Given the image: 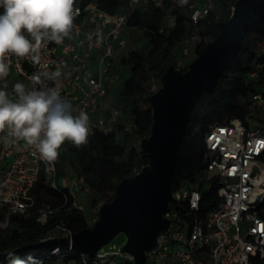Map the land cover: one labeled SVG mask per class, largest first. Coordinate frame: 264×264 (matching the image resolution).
Wrapping results in <instances>:
<instances>
[{
	"label": "built area",
	"instance_id": "built-area-1",
	"mask_svg": "<svg viewBox=\"0 0 264 264\" xmlns=\"http://www.w3.org/2000/svg\"><path fill=\"white\" fill-rule=\"evenodd\" d=\"M148 4L165 8L160 31L176 26L178 0H128L126 8L117 11L106 10L97 0L75 3L74 9H79V15L75 17L70 38L59 45L42 41L39 64H34L30 58L7 54L8 75L0 81L10 75L15 77L13 92L16 83L24 84L26 92L59 86L61 97L89 116L90 135L87 143L79 147L87 145L96 130L117 132V135L124 131L132 133L135 123L113 106L108 95L120 77V73L113 70V63L116 54L126 45L123 29L136 6ZM186 7L189 31L180 41L178 52L188 58L197 54L202 20L216 8V1L187 0ZM262 48L264 50V45ZM57 69L61 71L57 80L44 77L43 73ZM34 75H39L41 82H34L31 79ZM251 77L258 78V71H252ZM160 86L161 83L152 77L149 91L154 92ZM258 106L264 107L262 90L254 92L251 98V107ZM95 112L98 114L93 119L91 114ZM119 124L123 125L121 130ZM6 135L0 133V208L6 207L12 213H27V197L40 171L44 170L46 181L55 188L67 187L73 196V205L84 210L80 196L90 192V188L83 175L62 177L63 185L59 184L60 156L54 162H46L23 141L9 137L5 143L2 137ZM204 143L209 159L198 178L199 185L185 178L178 179L165 212L170 220L168 229L158 235L157 245L147 252L146 264H254L257 255L264 258V116L262 120L248 123L238 117L215 123L205 132ZM70 146L74 145L69 143L59 151ZM209 188H215L216 203L204 209L202 192ZM50 212L42 210L38 221L44 224ZM97 219L95 216L90 222L94 224ZM56 229L62 230L64 236L73 232L64 224L57 225ZM50 233L47 238L52 237ZM113 239L93 256L66 245L68 252L79 256L63 264H137L133 255L123 249L126 238ZM48 248L55 255L64 251L61 244Z\"/></svg>",
	"mask_w": 264,
	"mask_h": 264
},
{
	"label": "trees",
	"instance_id": "trees-1",
	"mask_svg": "<svg viewBox=\"0 0 264 264\" xmlns=\"http://www.w3.org/2000/svg\"><path fill=\"white\" fill-rule=\"evenodd\" d=\"M91 0H75V3L85 4ZM109 11L125 9L128 0H97ZM216 1V0H215ZM235 0H217L216 8L202 20L201 42L197 53L219 31V22L227 19L233 10ZM2 10V7H0ZM177 24L174 28L160 31L165 8L153 4L136 6L131 14L128 25L145 28L148 43L145 47L130 50L122 58L130 74L125 79L122 88L115 96L113 106L122 110L124 116L133 117L134 132L140 134V140L151 132L153 122L152 109L147 99L150 93L149 85L152 77L159 83L161 76L171 63L176 67L186 69L189 63L180 65L173 57L176 44L188 34L189 10L186 3L175 7ZM264 18L253 25L242 44L235 59L225 67L212 91H205L197 100L183 139L173 188L179 178H185L198 184V178L207 166L208 149L204 143L205 132L215 123H223L238 117L248 123L250 120H262V108L251 107L254 92L264 85ZM178 51V49H177ZM257 70L259 77L254 79L251 72ZM146 100L148 107L142 109L138 103ZM119 129L123 128L119 124ZM120 132L104 133L96 130L90 142L83 147L70 146L67 152L60 154L58 167L70 164L76 173L70 178L84 176L89 185L92 203L97 202L96 196L103 198V203L115 195L116 184L124 177L131 176L148 162V154L141 145L129 149L131 134ZM58 171V175H59ZM215 188L202 192L204 209L213 207L216 203ZM29 203L25 214L12 213L8 208H0V253L13 251L26 245H36L57 225H66L73 232L91 226L84 210L73 205V196L67 187L55 188L46 181L44 170L40 171L37 181L27 197ZM48 209L47 221H38L42 210ZM264 216V205L262 206ZM6 222V227L2 226ZM63 254H51L48 247H30L13 256L0 258V264H58L62 258L66 263L74 258L68 252L67 246L61 244ZM79 256V255H78ZM78 256L75 258L77 259ZM254 264H264V258L255 257Z\"/></svg>",
	"mask_w": 264,
	"mask_h": 264
},
{
	"label": "water",
	"instance_id": "water-1",
	"mask_svg": "<svg viewBox=\"0 0 264 264\" xmlns=\"http://www.w3.org/2000/svg\"><path fill=\"white\" fill-rule=\"evenodd\" d=\"M264 18V0H235L230 16L219 22L215 38L207 42L186 69L171 63L161 76V86L147 95L152 109L151 132L141 140L148 162L122 178L114 197L99 208L94 224L69 236H53L36 245L0 253L13 256L30 247L59 244L93 256L99 248L123 232V249L137 264H146L147 252L168 229L165 216L172 200L176 169L192 110L205 91H212L225 67L237 56L249 29Z\"/></svg>",
	"mask_w": 264,
	"mask_h": 264
},
{
	"label": "clouds",
	"instance_id": "clouds-1",
	"mask_svg": "<svg viewBox=\"0 0 264 264\" xmlns=\"http://www.w3.org/2000/svg\"><path fill=\"white\" fill-rule=\"evenodd\" d=\"M186 2L178 0L181 5ZM74 4L75 0H0V79L8 75L7 54L39 64L42 41L59 45L70 38L79 15ZM43 75L55 81L61 71ZM31 79L41 82L39 75ZM14 91L18 97L15 101L0 89V133L7 130L2 137L5 143L9 137L23 141L49 163L58 159L66 142L76 147L87 143L91 131L89 116L62 98L59 86L26 92L24 84L16 83ZM2 226L6 227V222Z\"/></svg>",
	"mask_w": 264,
	"mask_h": 264
},
{
	"label": "rangeland",
	"instance_id": "rangeland-1",
	"mask_svg": "<svg viewBox=\"0 0 264 264\" xmlns=\"http://www.w3.org/2000/svg\"><path fill=\"white\" fill-rule=\"evenodd\" d=\"M217 1V0H216ZM123 37L126 39V45L118 52L115 56L114 63H113V70L115 72L120 73V77L115 81L113 88L111 89V96L115 99V96L118 94L120 89L123 86V83L125 79L129 76L130 70L129 68L122 63V58L127 55V53L130 50L136 49V48H141L145 47L148 43V34L145 31V28H142L140 26H133V25H126L123 29ZM181 46V42L179 41L174 49V54L173 57L177 61L178 64H182V62H188L190 63L196 55H193L191 57H186L182 55L180 52L177 51V49ZM15 78L10 75L6 80L0 81V89L5 90L8 93L9 99L15 100L14 95L16 94L15 92L12 91V83ZM260 90L264 91V85L260 86ZM18 98V97H17ZM113 99V100H114ZM114 102V101H113ZM139 107L142 109L147 108L148 102L146 100H143L138 103ZM260 108L259 106L257 109ZM262 112L261 115L264 116V107H262ZM129 119L134 120V118L131 116ZM132 138L130 141L129 149L134 146H139L141 144L140 140V134L137 132H134L131 134ZM118 137L120 138V134H118ZM58 171L60 172L58 175V183L63 185L62 182V177H68L72 175V173H76L74 171V168L68 163L65 164V166L58 167ZM68 184V183H67ZM97 202L94 204L92 203V198H91V193L90 192H85L82 193L80 196V200L84 204V213L87 217V219H92L95 216L99 215V208L100 205L103 204V198L96 196ZM92 225V223L90 222ZM62 230L56 229L50 234L53 236H64L62 235ZM126 238L125 233L121 232L118 235L114 237L113 240H122ZM58 264H63L62 258L59 259Z\"/></svg>",
	"mask_w": 264,
	"mask_h": 264
},
{
	"label": "crops",
	"instance_id": "crops-1",
	"mask_svg": "<svg viewBox=\"0 0 264 264\" xmlns=\"http://www.w3.org/2000/svg\"><path fill=\"white\" fill-rule=\"evenodd\" d=\"M14 78H15V77H14ZM15 82H16V78L13 80L12 85H13ZM112 88H113V87H112ZM112 88H111V89H112ZM111 89H110V91H109V95H108V96L110 97L109 99H111L112 102H113V101H114V100H113L114 98H113V97L111 96V94H110V93H111ZM14 98H15V100L18 99V98H17V94L14 95ZM15 100H14V101H15ZM97 114H98V112H95V113L91 114V118L95 119L96 116H97ZM125 117H126V116H125ZM126 119L131 120V119H129V117H126ZM131 121H132V120H131ZM5 134H7V130H5ZM68 145H69V142H66L63 146H68ZM67 150H68V149H67ZM67 150H64L63 152H67ZM63 152H60V151H59L60 154L63 153ZM60 154H59V156H60ZM1 168H2V166L0 165V169H1Z\"/></svg>",
	"mask_w": 264,
	"mask_h": 264
}]
</instances>
